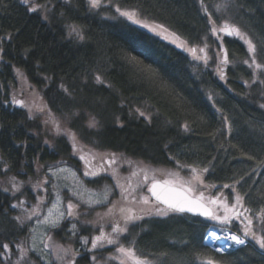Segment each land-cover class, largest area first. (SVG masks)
Listing matches in <instances>:
<instances>
[{"label":"trees","instance_id":"1","mask_svg":"<svg viewBox=\"0 0 264 264\" xmlns=\"http://www.w3.org/2000/svg\"><path fill=\"white\" fill-rule=\"evenodd\" d=\"M103 1L137 10L145 20L163 25L190 46L203 47L207 37L208 55L213 59L205 67L177 43L114 15L108 6L90 10L88 0H33V6L48 5L46 12L35 13L28 11L22 0H2L0 37L11 33L13 39L0 44V168L5 164L10 168L6 174L0 173V242H21L26 246L36 219L33 217L23 228L13 220L22 213L10 208L17 202L11 192H3L4 187H10L9 177L25 182L23 195L17 193V197L24 199L28 208L38 203L37 197L50 196L49 185L45 186L47 191L33 190L28 183L31 180L35 184L46 170L37 173L36 161L45 166L61 161L60 165L73 167L90 185L101 182L83 175L79 158L65 136L49 134L39 118H28L25 108L5 103L18 91L21 74L84 145L140 159L162 168L163 173L178 174L182 182L187 175L177 161L201 170L208 168L203 180L222 190L229 207L235 203L236 194L244 197V208L249 211L237 206L230 215L238 211L242 217L227 226L187 213L138 215L143 219L128 224L121 241L132 246L140 259L148 264H264V250L251 237L245 246L225 252L212 249L204 240L211 228H228L242 235L244 217L253 220L257 236L264 227V168L258 166V161L264 160V108L260 107L264 103V83L259 82L264 75L256 70L254 77L253 69L243 63L249 55L247 45L220 33L230 60L223 67L226 80H222L216 71L219 61L215 59L221 41L209 31L200 0ZM224 1L229 0H205L217 25L218 15L222 14L215 6ZM230 1L232 5L223 16L232 19L230 24L246 33L258 47L264 44V0ZM45 14L47 20L43 18ZM68 25L78 26L85 40L70 41ZM132 56L144 64L133 62ZM145 65L155 71L149 74ZM97 74L103 84L96 83ZM61 85L70 89L71 96L64 93ZM137 107L153 115L151 124L129 115ZM90 115L100 122L98 128H87ZM69 116L71 120L66 119ZM185 124L189 131L184 130ZM45 140L49 143L45 144ZM254 168L253 175H244ZM242 175L244 180L235 184ZM44 204L43 200L38 212ZM220 211L223 213L222 208ZM68 225V220L64 221L54 229L53 236L64 245L73 242L83 257L79 264H90L93 254L97 264H120L107 258L114 249L93 253L81 247L78 238L66 232ZM80 234L89 236L90 231L81 228ZM12 247L14 264L19 252L14 243ZM27 255L28 264H49L32 253ZM2 264L8 261L2 259Z\"/></svg>","mask_w":264,"mask_h":264},{"label":"snow or ice","instance_id":"2","mask_svg":"<svg viewBox=\"0 0 264 264\" xmlns=\"http://www.w3.org/2000/svg\"><path fill=\"white\" fill-rule=\"evenodd\" d=\"M22 2L26 5L27 10L31 12H46L48 9L47 4L43 5H35L31 4V0H22ZM102 0H88L89 9H97L101 7ZM201 10L205 13V16L208 20L209 24V31L213 36L217 38V40L221 41V50L215 53V59L219 61L216 66V71L220 76V79L226 80V75L223 71V67L227 66L230 63L227 50L223 48V37L219 35L223 33L229 37H236L245 42L247 45V52L248 58L243 61L245 65H247L250 69H253V76H256V70H261L260 75H264V44L260 45L259 47L253 43L252 39H249L247 34L242 32L239 28L235 25L230 24L227 19H224L223 24L217 25L216 20L213 19V14L209 12L208 6L205 4V0H200ZM0 5H2V0H0ZM216 11L222 12L223 9L227 8V5H216ZM116 13L119 14L120 17H124L127 20L131 21L134 24H140L141 21L137 18L138 12L137 10H122L120 6H115ZM45 20L48 19L47 14L43 17ZM116 17H113L115 19ZM142 27L149 29L157 36H162L163 39L167 40L169 38L168 29L165 28L163 25H155L150 26L147 23L142 24ZM171 35H175L172 33ZM67 38L70 41H84L85 36L82 33L81 29L75 25H68L67 31ZM13 39L12 34L8 33L3 37H0V44H3V41ZM179 37L177 36L176 39L171 40V43L176 44ZM207 37H204V46H190L187 42H181L177 44L178 47H182L185 51L189 52L194 61L202 62L205 67L208 66L209 60H212L213 57L208 55L207 49ZM3 52V48L0 47V53ZM199 53V54H198ZM260 58V62H257V58ZM2 55H0V59H2ZM133 62L143 65V60H139L136 56H132L130 58ZM145 68L149 72V74L153 73L155 70L151 68L150 65H145ZM19 71V70H17ZM47 79V78H46ZM95 81L98 84H103L104 80L102 79L101 75L97 74L95 76ZM255 82V80L253 81ZM260 83H264V80H260ZM63 91L68 96H71V91L69 88L64 87ZM211 99V97H209ZM5 103L14 104L21 108L28 109V118L32 119L34 117V112L32 105L26 103L25 100L18 99L15 96L12 97L10 101H5ZM261 108H264V103L260 104ZM37 111L44 113L48 118L45 119V125H51L52 130H54L55 134L58 136H65L68 137L72 141V148L74 154L77 151H83V148L78 147V141L76 134L71 131L68 127H66L62 121L54 116L51 113V109H45L43 107L37 108ZM76 116L79 113L75 114ZM129 115L139 118H143L149 124L152 123L154 117L149 112L141 110V108L137 107L135 109L130 110ZM71 116L67 117L66 119L71 120ZM119 119V118H117ZM227 117H223V120H227ZM100 126V122L96 119L95 116L90 115L87 122V128L89 129H96ZM123 125L121 124V127ZM185 131H189V126L185 124L184 126ZM231 126L229 125V128ZM45 144L49 142L47 140L44 141ZM21 145H18V147ZM26 147V145H23ZM167 147V145L165 146ZM95 159V157H93ZM248 159H253V157L248 156ZM80 160H85V157L81 155L79 157ZM171 159L175 160V157H171ZM61 161L55 162V164H49L47 166L40 165L38 161H36V172L39 173L41 170H44V175L41 178H38L35 184H32L31 180L28 183L31 185V189H46V185L52 183V178L57 177L59 172L64 171V169L60 168L59 165ZM116 163L115 155L113 154L108 161L109 168L111 165ZM177 165L179 168L184 169L186 167H190L188 165H182L177 161ZM258 166L264 168V160L258 161ZM85 167L87 168V161L85 160ZM103 171H108V168H103ZM10 171V168L5 164L3 168H0V173H7ZM209 171L208 168H203L202 170H197L195 167H190L191 172V179L185 181L183 183H177L175 180L171 179H157L155 176L149 178L147 170L145 168H141V172L144 173V184L138 185V188L141 192L146 189L147 194L145 195H138L136 197V203L141 204L145 207L141 208V211H154V213L158 216H168L169 213H195L200 216L206 217L209 220L218 221L221 224L227 226L233 222V219H241L242 213L235 212L234 216L229 214V206L227 204L223 205V213H221L220 208L221 205L216 198H206L203 191H201L202 187H208L204 184L203 174ZM255 173V168L252 170L251 173H245L244 175L251 176ZM75 175V173H73ZM84 176L90 177H97L99 174L95 171H84ZM136 175V173H133ZM170 176L178 175L176 173H169ZM244 175L240 177L239 180H235V184H240L241 181L244 180ZM112 177L117 180V183L114 187L121 188L122 186L119 183L118 174L115 170L112 172ZM24 181H19L16 179L15 176H11L8 179V184L10 187H4L3 192L8 193L11 192V195L14 199L17 200L16 203L10 204L11 209H20L21 215H17L13 217V220L21 227L26 226V222L31 221L33 217H36L39 220V212L38 209L40 208L41 204H43V198L37 197L38 203L33 205L31 208L26 207V201L24 199H20L17 197V193L21 192V189L24 185ZM187 184V186H185ZM53 187L55 185L53 184ZM224 187H231L230 185H224ZM75 195V193H73ZM250 195V193L248 194ZM104 200H95V201H83L80 197H77L76 201L74 202L72 199H68L67 203L64 206V210L60 211L55 219H49L46 216L43 220V223L48 225L50 229H57L61 226V221L67 218H75L80 215L76 210L80 207L81 203H86L89 207L93 205H103L105 203ZM244 197L236 194L235 196V203L232 205V208L235 209L237 206L243 208L244 211H249V209L244 208ZM109 203H111L109 201ZM118 207L117 204H114L112 208L108 209V212L105 214L98 213V220L97 221H84V224H92L98 223L99 227V234L95 235L91 238L87 236H78L77 224L72 223L71 229L69 230L73 237H77L81 247L85 248L87 251L95 253L101 248H104L105 245H113L116 246V251L120 254L121 257L125 259H121L120 264H126L127 258H133L135 260V264H148L146 260H141L135 256V251L133 248H126L122 244L119 243L120 237L128 232L127 224L131 223L135 220L143 219L142 216L135 215L133 210L130 208L119 207V216L125 221V226L121 227L119 223V219H114L111 221H106V217L114 216L116 213L114 209ZM246 223L244 224V228L242 231V236L232 233L225 237V239L232 240L235 244L244 246L248 243V237H251L252 240L258 245L261 250H264V227L261 228V234L257 236L256 232L253 230V220L249 217H244ZM107 222L109 227H111V232H105L104 230V223ZM213 236L216 234L213 232ZM125 238L126 235H125ZM52 237L48 236V241H51ZM15 249L19 252V257L15 264H28V252L34 251L35 248L29 249L24 246L21 242H0V258L6 259L8 264H12L11 256L15 254L13 250V245ZM44 244V247H49L48 243L41 241ZM82 254L79 249L74 248L71 244L67 247L64 245H57L56 246V261L59 264H79V260L82 259ZM2 259H0V264H2ZM98 258L95 254L91 255L90 257V264H97ZM49 264H52L50 261ZM208 264H214L213 261H209Z\"/></svg>","mask_w":264,"mask_h":264},{"label":"rangeland","instance_id":"3","mask_svg":"<svg viewBox=\"0 0 264 264\" xmlns=\"http://www.w3.org/2000/svg\"><path fill=\"white\" fill-rule=\"evenodd\" d=\"M32 2L33 0H31V3ZM218 5H227L226 9H223L222 12H219L222 15H218V18L220 20L218 25L223 24L224 19H227L229 23H231L232 19H230L229 17L223 16L224 13H227V10L231 7L232 5L231 1L229 0V1L220 2ZM101 6H108L111 8L114 15H119L115 11V6H118V5L112 4L110 2H105L102 0ZM121 9L122 10H133V9L124 8V7H121ZM137 18L141 21V23L139 24L140 26H142V24L144 23H147L150 26L158 25V24H155L154 22L145 20L143 17L140 16L139 13H138ZM168 33H169V38H168L169 40L176 39L175 35H171L170 32ZM181 42L183 41L177 40V44ZM218 51L220 50L218 49L216 52ZM15 97L18 99L25 100L26 103L32 105L34 117H37L42 121L43 125L45 126L49 134L56 135L54 130H52V126L50 124L45 125L44 123L45 119H47L48 117L44 113H41L36 110L37 108H40V107H43L46 110L49 109L45 105L41 93L35 86L27 82L26 78L22 77L21 74L18 76V91L16 92ZM25 109L28 112V109L27 108ZM51 113L54 114L56 118L60 119L52 110H51ZM62 123L67 127L66 123H64L63 121ZM66 138L69 140L70 144L72 145V141L68 137ZM77 141H78V147L83 148V151H77L75 155L78 158L81 155H83L88 165V167L86 168L85 160L79 159L81 163L80 165L81 171L83 173L86 170L97 172L99 174L97 177H90V176H85V177L92 180L93 182L97 180H101V182L99 184L96 183L95 185H90L85 180V178L82 177L73 167L69 165L59 166L60 168L64 169V171L59 172L57 174V177L52 178V183L48 184L49 189H50L49 191L50 196H48L47 194V197L43 198L46 204L43 205V208L39 212V217H40L39 220L37 219L34 220L32 227H31V233L29 235L27 245L25 246L26 248H29V249L33 248L34 246L35 250L29 251V253H32L33 255L40 258V260H42L45 263H49L50 261L51 262L53 261L59 264V262L56 261V246L64 245V244L60 243L58 240L54 238L53 236L54 229H50L48 225L43 223V220L46 216H48L49 219H55L57 214L60 211L64 210V206L67 203L68 199H72L75 202L77 197H80L83 201H95L98 199L104 200L105 197L107 198L103 205H93L92 207H89L88 204L81 203L80 207L76 210L78 213H80L79 216L75 218H67L60 222L61 224H63L64 221L68 220L69 225L66 228V232L68 231L70 235L71 233L69 230L71 229L72 223H76L78 233L81 228L88 229L90 231V235L87 237L91 238L99 234L100 225L98 223L84 224L83 222L84 221H97L98 220L97 214L107 213L108 209L112 208L114 204L118 205V207L114 209V212L116 213V215L106 217V221L119 219V223L121 227L125 226V221L119 216V207L130 208L133 210L135 215H154L155 214L154 211H141V208L145 206L136 203V197L138 195L147 194L146 189L143 192H141L140 189L138 188V185L144 184V180H143L144 173L141 172L142 167L147 170L146 174L148 175L149 178L155 176L157 179H161V178L171 179V180H175L177 183H183L181 180H179L176 177V175L170 176L169 173H163V169L158 166H153L140 159H136V158L124 155V154L113 153L116 158V163L111 165V167L109 168L108 161H109V158L113 155L112 153H109L106 151H99L91 146L84 145L83 143L79 141L78 138H77ZM93 157H95V159ZM182 165H186V164H182ZM188 166L197 168L198 172L199 170H201V168H199L196 165H188ZM190 167H186L184 169L180 168L187 175V178H185V181H188L191 179L192 174L190 172ZM103 168H108V171H103L102 170ZM113 170H115L118 174L119 183L122 186L121 188L114 187L115 184L117 183V180L112 177ZM73 173H75V175H73ZM133 173H136V175H133ZM53 184L55 185V187H53ZM204 184L208 186V187L201 188V191H203L205 197L206 198H209V197L216 198L218 199L219 204L223 206L222 203L225 204L226 200L223 198L222 190L217 185L206 183L205 180H204ZM185 186H187V184H185ZM73 193H75V195H73ZM109 201L111 203H109ZM231 210L233 211V208ZM139 212H142V213H139ZM219 229L221 230V228ZM104 230L105 232H111V227H109L107 222L104 223ZM48 236L52 237L51 241H48ZM80 236H86V235L80 234ZM121 237L119 241L120 244H122L126 248H129V247L133 248L132 246L124 245L121 241ZM41 241L48 243L49 247L45 248L44 244L41 243ZM69 244L73 246V242L72 243L69 242L67 245H64V246L67 247ZM104 248L114 249L112 253L107 255L108 260H114V261L120 262L121 259H125L124 257H121L120 254L116 251V246L105 245ZM104 248H101V249H104ZM216 249L218 251H221V248L219 246L216 247ZM135 256L139 258L136 253H135ZM126 264H135V260L131 257L127 258Z\"/></svg>","mask_w":264,"mask_h":264},{"label":"built area","instance_id":"4","mask_svg":"<svg viewBox=\"0 0 264 264\" xmlns=\"http://www.w3.org/2000/svg\"><path fill=\"white\" fill-rule=\"evenodd\" d=\"M215 233L216 235L213 236L212 233ZM235 233L232 232L230 230H223V231H219V230H212L209 231L206 236L205 239L207 241V243L211 246L214 247L216 244H220L223 243V245H220L221 251H226L228 249H232V248H239L242 247L240 245L235 244L232 240L230 239H225L226 236ZM237 234V233H235ZM239 235V234H238ZM242 236V235H241ZM245 246V245H244Z\"/></svg>","mask_w":264,"mask_h":264},{"label":"flooded vegetation","instance_id":"5","mask_svg":"<svg viewBox=\"0 0 264 264\" xmlns=\"http://www.w3.org/2000/svg\"><path fill=\"white\" fill-rule=\"evenodd\" d=\"M225 204H227V203L225 202ZM222 205H224V203H222ZM221 208L223 209V206H221ZM230 208H231V207H230ZM230 208H229V214H232V210H231L232 208H231V209H230ZM223 210H224V209H223ZM233 210H235V209H233ZM234 212H235V211H234Z\"/></svg>","mask_w":264,"mask_h":264},{"label":"water","instance_id":"6","mask_svg":"<svg viewBox=\"0 0 264 264\" xmlns=\"http://www.w3.org/2000/svg\"><path fill=\"white\" fill-rule=\"evenodd\" d=\"M187 214H191V215H198V214H195V213H187ZM198 216H200V215H198ZM203 217V216H202Z\"/></svg>","mask_w":264,"mask_h":264},{"label":"bare ground","instance_id":"7","mask_svg":"<svg viewBox=\"0 0 264 264\" xmlns=\"http://www.w3.org/2000/svg\"><path fill=\"white\" fill-rule=\"evenodd\" d=\"M220 245L222 246V245H223V243H221V242H220Z\"/></svg>","mask_w":264,"mask_h":264}]
</instances>
